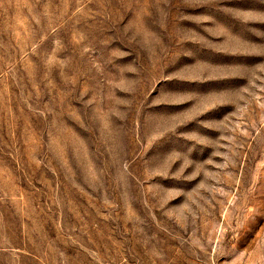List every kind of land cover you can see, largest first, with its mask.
Masks as SVG:
<instances>
[{
  "label": "rangeland",
  "instance_id": "rangeland-1",
  "mask_svg": "<svg viewBox=\"0 0 264 264\" xmlns=\"http://www.w3.org/2000/svg\"><path fill=\"white\" fill-rule=\"evenodd\" d=\"M0 264H264V0H0Z\"/></svg>",
  "mask_w": 264,
  "mask_h": 264
}]
</instances>
